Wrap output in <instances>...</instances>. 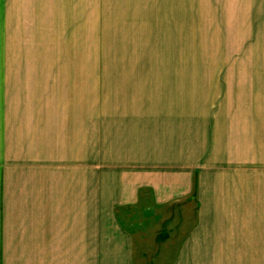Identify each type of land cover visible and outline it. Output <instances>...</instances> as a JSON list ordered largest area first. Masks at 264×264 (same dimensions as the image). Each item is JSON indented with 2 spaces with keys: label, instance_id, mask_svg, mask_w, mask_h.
I'll return each mask as SVG.
<instances>
[{
  "label": "rangeland",
  "instance_id": "1",
  "mask_svg": "<svg viewBox=\"0 0 264 264\" xmlns=\"http://www.w3.org/2000/svg\"><path fill=\"white\" fill-rule=\"evenodd\" d=\"M10 11L3 20L0 9V60L11 66L0 67V91L10 132L21 136L9 146L42 124L37 135L53 133L60 161L89 148L152 162L156 174L206 153L233 85L226 66L252 34L243 20L195 17L193 3L25 2ZM142 202L122 212L142 239L137 258L170 264L193 226L190 212L154 206L150 190Z\"/></svg>",
  "mask_w": 264,
  "mask_h": 264
},
{
  "label": "crops",
  "instance_id": "2",
  "mask_svg": "<svg viewBox=\"0 0 264 264\" xmlns=\"http://www.w3.org/2000/svg\"><path fill=\"white\" fill-rule=\"evenodd\" d=\"M92 1L108 0H0L1 17L11 18L10 4ZM131 2L193 3L197 18L243 20L245 32L251 29L241 58L226 66L233 85L207 151L156 174L152 162L108 160L89 148L60 161L53 133L49 140L37 135L42 124L29 136L24 129L18 149L10 147L21 135L10 132L0 91V264H91L92 254L96 264H140L142 239L122 212L142 205L145 190L154 206L180 203L193 220L170 264H264V0Z\"/></svg>",
  "mask_w": 264,
  "mask_h": 264
}]
</instances>
